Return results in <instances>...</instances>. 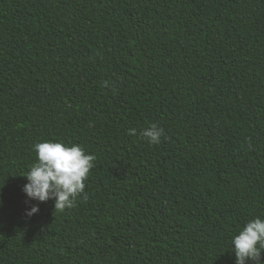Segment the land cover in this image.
Wrapping results in <instances>:
<instances>
[{
	"label": "trees",
	"instance_id": "obj_1",
	"mask_svg": "<svg viewBox=\"0 0 264 264\" xmlns=\"http://www.w3.org/2000/svg\"><path fill=\"white\" fill-rule=\"evenodd\" d=\"M45 141L95 156L71 209L23 192ZM257 217L264 0H0V264H235Z\"/></svg>",
	"mask_w": 264,
	"mask_h": 264
},
{
	"label": "clouds",
	"instance_id": "obj_2",
	"mask_svg": "<svg viewBox=\"0 0 264 264\" xmlns=\"http://www.w3.org/2000/svg\"><path fill=\"white\" fill-rule=\"evenodd\" d=\"M128 135H136L137 129L128 130ZM139 135L149 144L158 145L165 135L164 129L153 123L140 130ZM36 163L25 176L27 183L23 192L30 200L40 203L54 200L55 210L71 209L78 196L84 193L85 180L94 167L95 156L73 145L67 147L59 142H39L34 145ZM84 199L87 196L84 195ZM39 208L33 206L26 214L34 215ZM235 264H247L249 260L260 261L264 252V219L250 220L232 240Z\"/></svg>",
	"mask_w": 264,
	"mask_h": 264
}]
</instances>
